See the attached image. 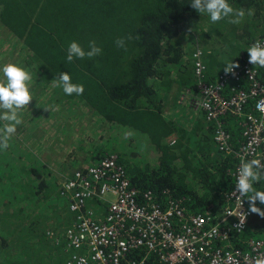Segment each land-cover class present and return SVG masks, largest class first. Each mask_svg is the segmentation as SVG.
<instances>
[{"label":"trees","instance_id":"trees-1","mask_svg":"<svg viewBox=\"0 0 264 264\" xmlns=\"http://www.w3.org/2000/svg\"><path fill=\"white\" fill-rule=\"evenodd\" d=\"M228 2L234 8L253 9V16L264 21V0ZM205 16L190 7V0H0V27L16 39L11 53L3 50L0 41V52L9 58L26 52V65L42 76L39 80L76 109L86 106L112 126L96 150L102 143L122 146L124 157L101 153L118 155L130 185L139 193L150 192L148 201L138 199L140 204L163 206L161 192H167L177 200L184 199L189 212L213 213L225 206V195L233 190L234 181L229 175L230 160L215 150L214 124L205 125L203 130L199 121L193 126L186 118L179 126L164 117L158 98L175 81L180 86L191 84L193 74L189 72L195 53L208 59L215 74L219 70L212 64L223 58L232 61L237 54L234 33L242 32L236 36L244 40L239 55L245 56L247 49L264 36V27L250 32L245 24L233 25L225 18L192 35L190 31H196ZM211 27L214 38L209 36ZM118 38H123L126 50L116 46ZM92 40L102 49L100 55L67 61L71 42H78L87 52ZM60 72H67L73 83L83 85V94H64L54 80ZM176 72L184 82L181 78L173 80ZM208 78L205 83L216 82ZM238 120L230 114L223 118L231 137L240 133ZM14 136L9 147L0 150V264H65L68 254L61 229L47 227L42 220L53 216L58 227L67 228L77 216L67 211L58 179L35 154L20 150ZM146 138L157 153L151 164L139 162L137 149L130 144L136 145V140L144 144ZM126 154L137 164L126 161ZM254 187L264 191V181ZM111 197L86 200L83 214L93 210L96 219L104 217ZM259 208L264 210V205ZM256 226L253 231L248 226L240 239L258 237L264 242V217Z\"/></svg>","mask_w":264,"mask_h":264},{"label":"built area","instance_id":"built-area-1","mask_svg":"<svg viewBox=\"0 0 264 264\" xmlns=\"http://www.w3.org/2000/svg\"><path fill=\"white\" fill-rule=\"evenodd\" d=\"M259 43L264 45V40ZM202 58L200 52L192 56L198 95L186 93L191 105L215 123L214 145L233 166V190L225 195V206L216 213H192L184 200L167 192H161L163 206L140 204L138 199L148 201L150 192L141 195L130 185L117 156L105 154L98 166L79 168L60 185V196L77 216L69 231L65 264H79L81 258L86 264H256L264 259L262 240L240 239L251 226L253 213L246 199L240 208L239 198L234 197L241 162H264V77L260 79L257 69L245 61L233 70L235 75L223 72L217 82L207 84ZM226 114L240 119L237 139L222 122ZM105 191L112 196L106 215L96 219L93 210L84 215L85 201L103 200Z\"/></svg>","mask_w":264,"mask_h":264},{"label":"rangeland","instance_id":"rangeland-1","mask_svg":"<svg viewBox=\"0 0 264 264\" xmlns=\"http://www.w3.org/2000/svg\"><path fill=\"white\" fill-rule=\"evenodd\" d=\"M242 23L245 24V29L250 30V32H256V30L262 31L264 27L263 19L254 17L253 15H246ZM210 25V18L205 16L204 19H201L196 31L191 30L190 32H192V35L194 34L197 36L201 31L207 30ZM4 30L5 29L0 27L1 45L3 46V50L7 48L11 53V47L16 39L10 35L9 32L7 33ZM214 35V27L209 28V36L214 38ZM234 35L238 50L237 54L232 56V59L239 55V52L244 49L245 44L244 40L241 41L240 38L236 36L242 35V32L234 33ZM181 41L184 45L186 44L184 40ZM214 49L222 50V47L215 46ZM26 54L27 53L24 52L23 55L18 54L14 55L13 58H9L5 53L0 52V68L6 64L12 63L25 69L32 75L30 92L33 96V100L28 108L20 113L23 123L17 126V132L14 136L19 143L18 148L25 153L31 155L35 154L46 164L52 175L58 179V185L62 177L69 176L71 172L76 169L73 164V159L77 157H79L77 158L79 160L81 158L80 156H82L80 161L84 163V165H86L84 159H88L90 163L87 162V164H92L95 167L98 166L101 161L103 156L101 153L102 151L114 154L117 153L120 157H124L122 146L120 145L110 144L104 146L102 143L99 151L96 150L95 145L100 141L102 136L105 137V133L100 126V121L95 120V117L94 120L90 119L89 108L87 109L86 106H82V108L76 109L67 98L56 93L54 88L48 86L43 80H39V77L42 76H38L35 71L27 67V63L24 60ZM227 61L230 60L227 58L218 59L216 64H212L213 69L220 70L224 68ZM203 63L207 65L208 60L203 59ZM0 82H4L2 72H0ZM172 87L176 95L177 92L178 95L182 93L183 89L180 88L178 82L175 81ZM193 113L196 115L197 120L202 122L205 126L206 123L203 122L201 112L193 111ZM78 115L82 116V120L78 118ZM146 142L143 144V140H141V142L136 140V145L131 142L130 144L137 149V157L141 160L139 162H148L151 164V162H154L155 157H157V153L154 147L151 146L148 138H146ZM88 149L92 151L83 152ZM219 156L225 157L221 153H219ZM130 157L131 155L126 154V161L136 165L137 162L133 157H131L132 159ZM103 195H107V191H105ZM256 206L261 207V204L258 203ZM250 221L253 223L252 229L254 230L255 228L256 230V225L261 224V217L257 214H252ZM42 223L53 229H61V236H63L65 227H58L55 217L52 216L43 219ZM51 263L52 262H50V264Z\"/></svg>","mask_w":264,"mask_h":264},{"label":"clouds","instance_id":"clouds-1","mask_svg":"<svg viewBox=\"0 0 264 264\" xmlns=\"http://www.w3.org/2000/svg\"><path fill=\"white\" fill-rule=\"evenodd\" d=\"M190 7L200 14H207L212 23H216L221 20H225V18H229L228 23L233 25H240L243 22L246 15L247 16L254 15L253 9H245L243 7L234 8L229 4L228 0H190ZM128 38L131 39V36H129ZM263 40H264V36L258 39L256 42H254L247 49V52L245 56H243L244 58L242 59L241 63L248 61L256 69L257 67L264 68V45H261L259 43V41H263ZM115 43L118 48H124L126 50V47L124 46L123 38H118ZM89 47L91 50L85 52V50L78 42L75 41L71 42L67 48V57H66L67 61L71 62L73 61L74 58L80 60H84L86 58L92 59L95 56L100 55L102 52V49L96 45V42L94 40L89 41ZM203 59L205 60V57H203L202 60ZM191 60H192V69H193L192 57ZM238 67L239 64L234 63L233 60L227 61L225 63L223 71L225 74L235 75L233 70ZM207 70L208 68L207 66H205V79H206ZM257 71L260 76V79H262L264 75H262V73L259 70ZM0 72L3 73V81H4V82H0V150H6L9 147V140L17 132V126L23 123L20 113L24 109L28 108L31 101L33 100V96L30 92V82L32 80V75L30 72L12 63L4 65L2 68H0ZM191 77H192V82L188 87H185L184 84L180 86V88L183 89V91L181 94L178 95L177 101L181 106L186 105L191 110L198 112L200 110L194 108L191 105L190 102L191 97L188 96V94L186 93L187 90L192 91V93L196 91L195 79L193 76ZM54 80L56 86L61 87L64 94L66 95L79 96L82 95L84 92L83 85L73 83L70 75L67 72H60V74L56 78H54ZM238 81H240L241 85H243L242 82H247L243 77H239ZM243 86L247 87V84ZM201 114L206 124L209 123L214 124L213 132H215V127H216L215 123L207 121L204 113L201 112ZM222 122L224 124L223 118H222ZM236 136L237 137L235 138L237 139L239 134ZM174 141H175L174 139H170L171 145L174 144ZM213 144H214V138H213ZM89 165L92 164H86L84 166L77 167L71 172L69 176L60 179L58 191L60 189L61 183L65 179L69 178L75 170ZM232 170H233V166L229 170V175L231 177H232ZM261 181H264V162H262L260 159L244 160L243 162H241L238 168L237 182L234 186V197L239 198L240 208L242 206V202L246 199L249 204L248 211L250 213L257 214L260 217H264V210H261V208L256 206V204L258 203L261 204V207L262 205H264V191L257 190L254 187L255 184ZM179 200H184V199H179ZM184 205L186 206L185 202ZM220 210L221 209H217L213 211V213H216ZM239 221L240 222L237 226L242 228L245 221L244 214H243V219ZM252 224L253 223H251V227ZM251 231H253V229ZM251 238L258 239V237H251ZM79 264H86V260L84 258H81ZM256 264H264V259L257 260Z\"/></svg>","mask_w":264,"mask_h":264},{"label":"crops","instance_id":"crops-1","mask_svg":"<svg viewBox=\"0 0 264 264\" xmlns=\"http://www.w3.org/2000/svg\"><path fill=\"white\" fill-rule=\"evenodd\" d=\"M4 31L7 32V33L9 32L7 30H4ZM243 58L244 57L242 56V53H241V55H238V56L233 58V62L237 63V64H240ZM209 64L210 63L208 61V63H207L208 70L206 72V77H209L208 78L209 82H214L216 80V76L222 74L224 71H223V68H222L219 71H217L215 74H212V72H211V70L209 68ZM257 70H259L262 73V75H264V68L257 67ZM178 71H182V69H179ZM191 71H193L192 66L190 68V72L189 73H191ZM208 71H209V73H208ZM172 76H173V80H175V78L179 80L182 75H181L180 72H176L175 76H174V74ZM181 80L183 81V78H181ZM174 83L175 82H173L172 85ZM242 84L246 85L247 82H242ZM172 85L166 91V93L164 95H161L158 98V100L160 102L161 110L163 111L164 117L165 118H169L174 123H177L179 126L184 122L185 118H187L193 123V126H195V122L198 121L196 115L193 113V110H191L188 106H186V105H182L181 106L179 104V102L177 101L178 92H177V95L174 93V89H173ZM184 86L188 87L189 84H184ZM89 116H90L91 120H94V117H95L96 118L95 120H99L100 121V126H101L102 131L105 133V136H107L108 133H111L112 126L110 124L104 122L102 119L98 118L97 116H95L93 114L92 110H89ZM78 118L80 120H82V116L81 115H78ZM202 119H203V122L206 123L204 118H203V116H202ZM199 127H201L204 130L205 126H204V124L202 122H200ZM199 134L204 135L203 131H200ZM99 143H101V142L98 141V143L95 145V148H97ZM89 151H92V150L88 149V150H84L83 152H89ZM80 157L82 158V156H80ZM77 158H79V157H77ZM77 158L73 159V164H74L75 168L84 166V163H81V161H80L81 158L79 160ZM84 160L86 161V164H87V162L90 163L88 161V159H84Z\"/></svg>","mask_w":264,"mask_h":264},{"label":"bare ground","instance_id":"bare-ground-1","mask_svg":"<svg viewBox=\"0 0 264 264\" xmlns=\"http://www.w3.org/2000/svg\"><path fill=\"white\" fill-rule=\"evenodd\" d=\"M204 64V63H203ZM204 66H205V64H204ZM192 74H193V76H194V73H193V71H192ZM193 95H192V97L194 96V97H196V95L194 94V93H192ZM66 209H67V211L68 212H70V209H69V205H66ZM248 228V227H247ZM247 228H246V230H247ZM72 229V227H71V225L70 226H68L67 228H65V231H64V233H63V239L66 241V243H68L69 244V242H70V237H69V231ZM76 255H78V253L76 252L75 253Z\"/></svg>","mask_w":264,"mask_h":264}]
</instances>
